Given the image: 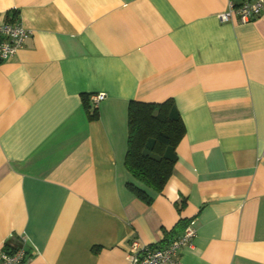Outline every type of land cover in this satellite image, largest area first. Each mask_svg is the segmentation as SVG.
Instances as JSON below:
<instances>
[{
	"label": "crops",
	"instance_id": "crops-1",
	"mask_svg": "<svg viewBox=\"0 0 264 264\" xmlns=\"http://www.w3.org/2000/svg\"><path fill=\"white\" fill-rule=\"evenodd\" d=\"M229 1L0 0L29 31L0 63V250L130 264L132 239L194 220L184 264H264V9L221 21ZM169 98L185 133L147 203L127 185L128 106Z\"/></svg>",
	"mask_w": 264,
	"mask_h": 264
},
{
	"label": "trees",
	"instance_id": "trees-1",
	"mask_svg": "<svg viewBox=\"0 0 264 264\" xmlns=\"http://www.w3.org/2000/svg\"><path fill=\"white\" fill-rule=\"evenodd\" d=\"M127 126L125 164L136 182L127 185L149 203L152 198L142 188L159 192L167 183L177 160L176 145L185 133L184 123L174 100L169 98L162 102L131 101Z\"/></svg>",
	"mask_w": 264,
	"mask_h": 264
},
{
	"label": "built area",
	"instance_id": "built-area-1",
	"mask_svg": "<svg viewBox=\"0 0 264 264\" xmlns=\"http://www.w3.org/2000/svg\"><path fill=\"white\" fill-rule=\"evenodd\" d=\"M264 9V0H241L228 2L227 10L220 14L221 21L236 18L238 22L245 23L258 17ZM28 30L15 18L0 13V63L13 56L24 44ZM104 98L103 93L91 97L97 106ZM196 234L194 220H189L182 232L173 237L167 244L153 246L132 239L127 251L130 264H184L180 260V252L191 245ZM23 243L24 236H20ZM27 251L24 246L14 247L5 245L0 250V264H28Z\"/></svg>",
	"mask_w": 264,
	"mask_h": 264
}]
</instances>
